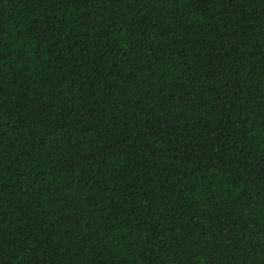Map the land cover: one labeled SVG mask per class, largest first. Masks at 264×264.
Returning a JSON list of instances; mask_svg holds the SVG:
<instances>
[{
    "label": "trees",
    "instance_id": "trees-1",
    "mask_svg": "<svg viewBox=\"0 0 264 264\" xmlns=\"http://www.w3.org/2000/svg\"><path fill=\"white\" fill-rule=\"evenodd\" d=\"M0 264H264V0H0Z\"/></svg>",
    "mask_w": 264,
    "mask_h": 264
}]
</instances>
